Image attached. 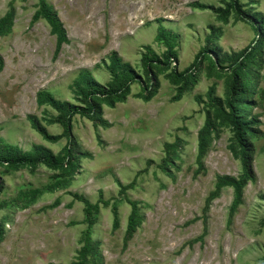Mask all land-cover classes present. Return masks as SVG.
<instances>
[{
    "label": "rangeland",
    "instance_id": "1",
    "mask_svg": "<svg viewBox=\"0 0 264 264\" xmlns=\"http://www.w3.org/2000/svg\"><path fill=\"white\" fill-rule=\"evenodd\" d=\"M11 0H0V18ZM229 0H48L67 30L69 43L58 53L56 35L45 19L32 23L39 0H16L14 26L0 37L4 68L0 72V138L25 150L41 144L59 153L67 142L43 137L31 124L29 114L41 118L51 134L63 126L50 122L57 111L39 105L37 92L51 91L61 100L79 103L75 81L84 69L99 83L108 85L110 57L117 52L145 80L142 63L146 46L162 54L159 26L177 34L179 58L172 62L179 71L187 68L216 29L215 51L233 56L257 38L247 21L230 13L221 17L215 8ZM252 13L264 14V0H240ZM205 4L207 7L196 5ZM214 7V8H213ZM264 35V31L262 32ZM230 61L213 67L202 60L197 81L181 99L174 100L177 86L160 70V86L149 100L136 81L125 101L103 105L109 125L95 126L79 114L73 133L91 156L79 159L80 167L68 185L51 189L58 171L45 165L5 171L0 167L3 190L0 200V264H72L89 231L82 194L100 203L91 236L98 241L101 264H264V41L252 65L258 73L256 92L249 95V118L257 117L252 136L254 179L244 188L243 201L231 222L229 210L234 188H223L210 206L204 207L218 174L238 176L242 164L230 149L234 131L223 123L204 158L206 171L194 175L198 165V131L203 125L209 94L227 95L232 69ZM224 67V68H223ZM179 140L178 155L164 162L166 143ZM165 165V168L162 166ZM135 180L123 194L121 184ZM30 191L37 198L28 204ZM138 202L143 222L126 243L131 204ZM119 208V227L114 228L112 204ZM206 230V231H205ZM203 233V238H199ZM92 264V263H89Z\"/></svg>",
    "mask_w": 264,
    "mask_h": 264
},
{
    "label": "trees",
    "instance_id": "2",
    "mask_svg": "<svg viewBox=\"0 0 264 264\" xmlns=\"http://www.w3.org/2000/svg\"><path fill=\"white\" fill-rule=\"evenodd\" d=\"M15 1H10V8L0 18V37L10 33L14 26L16 15ZM196 5L200 3H195ZM200 6L207 7L205 4ZM214 8V7H213ZM219 15L227 19L230 13H233L237 18L247 20L257 31L256 40L251 43L247 48L239 54L235 53L233 56L228 53H221L215 51L216 44L212 42V38L216 35L214 28L208 41L196 55L194 61L184 70L179 71L176 66H172L179 58L177 51V34L164 27L162 24L159 26L157 38L166 46L162 54H158L156 50L150 46H146V52L143 53L142 63L144 67L145 80H140L137 73L128 62H123L122 58L117 52H113L110 57L108 68L112 75L111 81L108 85L97 82L90 71L82 70L79 78L75 81V93L79 103H73L68 100H61L54 96V94L47 90L41 89L37 92V102L39 105H49L57 111V115L50 118V122H58L63 126V132L55 135L51 134L46 125L42 122L41 118L35 114H29L28 119L32 126L40 132L43 137L49 141H58L63 136L67 138V142L59 153H54L50 148L41 145L33 144L31 149L25 150L20 146L13 145L7 142L4 138H0V167L5 171L20 170L24 167L37 168L39 165H45L52 170L58 171L56 174V181L52 184L51 189L64 187L70 183L73 175L80 167L79 159L82 156H91V153L84 151L79 143L77 137L73 133V118L79 114L83 117L91 119L95 126H107L109 121L103 116V105L109 104L114 106L118 101H125L127 95L131 91V86L134 82L140 81L141 92L140 95L149 100L152 98L159 89L160 80L158 72L160 70H168V77L176 84L177 92L174 95V100H179L182 96L192 88L197 81V71L201 67L204 58L212 62L214 68L222 64L224 61H230L232 74L228 80L227 95L225 97H216L209 94V101L206 104L207 114L203 125L198 131V153H197V169L194 175L206 171L204 158L208 154L210 145L215 136L220 135V125L223 123L229 124L233 131V142L230 144V149L233 155L241 161L242 172L238 175L218 174L215 188L210 191L206 198L204 207V219H207L208 213L213 200L220 196L223 188L230 186L234 188V198L229 210V221L231 222L239 205L243 201L244 188L250 180L254 179L252 168L253 161V144L251 137L256 135L259 130L253 127L257 117L249 118L248 102L249 95L256 92V78L257 72L252 65L255 55L260 51L264 41V14L260 12L252 13L251 10L245 9L244 4L240 0H229L225 7L215 8ZM45 19L50 25V31L56 35V51L55 55L61 51L65 43H69L70 39L64 23L59 17L58 12L48 0H39L38 9L32 16V23L37 22L39 19ZM4 68V59L0 54V72ZM224 68V67H223ZM167 156L164 162H171L170 158L177 156L179 140L173 143H166ZM162 166L165 168L166 164ZM121 184V191L126 194L128 188L135 184V180L129 184ZM3 190V183L0 182V193ZM26 194L25 200L29 202L37 198L36 191H30ZM79 200L85 203L86 220L89 222V231L87 232L85 242L79 250L78 260L72 264H101V255L98 249V241H94L91 236V228L97 222L95 213L100 210V203L109 205V200H100L93 203L89 198L82 194H74ZM132 208L128 217V225L125 234V242L127 243L136 233L139 226L143 222V215L141 213L138 202L130 198L127 199ZM0 200V208L3 207ZM114 214V228L119 227V208L117 202L112 204ZM206 231V230H205ZM205 233L199 236L203 238ZM4 236L3 228L0 224V239Z\"/></svg>",
    "mask_w": 264,
    "mask_h": 264
}]
</instances>
